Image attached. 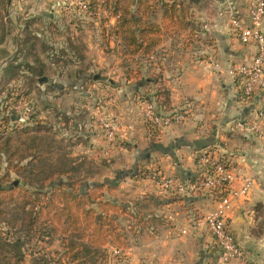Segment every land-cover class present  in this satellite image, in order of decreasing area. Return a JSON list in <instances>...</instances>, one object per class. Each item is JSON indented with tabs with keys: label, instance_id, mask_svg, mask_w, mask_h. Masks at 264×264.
<instances>
[{
	"label": "crops",
	"instance_id": "1",
	"mask_svg": "<svg viewBox=\"0 0 264 264\" xmlns=\"http://www.w3.org/2000/svg\"><path fill=\"white\" fill-rule=\"evenodd\" d=\"M246 1L204 0L201 7L193 3L188 8V19L198 29L196 37H190L187 32L175 35V30H164L160 45L147 57L148 66L143 65L135 71L136 75L149 72L147 77L156 74L157 81L126 77L124 85L111 88L112 93L106 101H95L91 107L84 105L95 118L90 116L82 122L69 119L67 132L70 135L75 132L80 155L88 159L112 158L108 162L111 161L116 171H123L126 163L133 166L141 162L145 170L155 167L185 181L197 176L195 153L206 147L216 148L231 164L232 188L239 190L250 182L247 195L232 202L228 218L235 240L246 251L249 261L264 264V127L253 133L237 130L234 126L235 122L254 116L259 97L256 93L250 100L243 101L236 80L228 72L234 64H249L255 54V47L243 44L230 23L229 15L233 12L248 24ZM2 10L0 75L5 73L8 62L21 56L17 50L27 31L39 36L55 25V14H65L59 0H8ZM46 17L47 21H53L46 24ZM111 18L108 26L101 27L103 31V27L113 30L116 19ZM146 19L162 25V10H155ZM111 40L106 39L108 45ZM94 49L96 52L97 47ZM91 59L106 74L116 68L104 66L109 60L107 55L96 53ZM16 62L13 61L15 65ZM131 74L132 71L129 75L133 77ZM159 87L169 94V110H186L187 120L182 125L167 127L154 139L141 120L139 106L143 95L156 102L153 95ZM98 88L102 93L109 87L98 85ZM114 113L122 118L128 129H123L120 139L109 146L97 119ZM136 181L130 182L138 187L120 183L112 190L116 194L111 196L109 192L108 196L118 203L144 196L164 201L158 206L148 204L155 207L156 211L151 214L157 220H148L135 231L131 230L129 217L119 219L127 235L126 244L120 249L126 264H213L216 248L203 223L204 216L214 207L211 196L203 192L166 203L158 193L153 197L154 189L148 181ZM114 249L107 246L108 259L104 264H116Z\"/></svg>",
	"mask_w": 264,
	"mask_h": 264
},
{
	"label": "rangeland",
	"instance_id": "2",
	"mask_svg": "<svg viewBox=\"0 0 264 264\" xmlns=\"http://www.w3.org/2000/svg\"><path fill=\"white\" fill-rule=\"evenodd\" d=\"M7 1L0 0V19L2 9L5 8ZM84 1L91 3V0ZM104 2L105 0H96V6L92 8L100 9L99 16H89L88 14L79 13L77 10L75 12L65 11V14H55V25L46 32L39 33V37L44 43L43 46L39 42L34 44L30 40V43L23 41L24 43L20 44L22 46L21 56H18L20 58L17 57L8 62L4 68L5 73L0 75V181L1 184L16 182L17 187H19V191L12 198L6 199L3 197L0 200L6 218L9 220L15 210L18 209V203L22 195L20 191L32 192L33 190L27 185V180L24 178L29 170L25 169L22 175L17 174L14 170L15 166L27 167V161L14 160L13 156H10L15 147L20 148L22 146L25 150L26 145L30 144V139L34 137H36V143L44 152L51 151L56 155L67 153L65 158L55 155L56 157H50L45 165L34 163L36 166L44 168L48 166L58 167L59 163L64 164L66 159L73 160L75 165L72 166L78 170V177L102 183H105L106 180H115L118 177L117 188L120 183L131 184L129 186L131 188L138 187L132 182L142 179V177H135L138 171H144L141 162L133 166L126 163V168L123 171H116L111 166V161L108 162L112 158L108 160L89 157L88 159L80 155L76 148L78 139L77 136H74L75 132H72V135L67 132L69 119L82 122L85 119H90V116L95 118L94 113L91 114L89 110L85 109L84 105L88 106L87 104H89L91 107L96 102L103 103L110 97L111 88L114 89V87L126 83V77L127 79L136 80L153 78V75L147 77L150 75L149 72L135 74V71H138L143 65L148 66V59L140 56L129 58L125 54L122 41L114 36L108 28L103 27L104 31L102 30L101 27L106 24L108 26V22L112 19L104 7ZM185 2L189 7L193 2L201 7L203 6L201 2H204V0H185ZM153 6L156 12L162 8L159 3H154ZM48 12L50 11H46L47 14ZM51 21H47L46 17V24ZM22 38L26 40L25 34ZM107 38L113 39L110 45L106 41ZM94 46L97 47L96 52ZM111 46L113 49L110 48ZM112 50L113 54L111 53ZM96 53L97 55H107L109 60L104 66L116 67L117 70L115 68L112 73L106 74L91 59V56ZM115 56L118 58L117 60L114 58ZM11 57L13 58L14 54ZM16 59L20 60L16 62ZM34 59L38 63H35ZM13 61L16 62V65ZM154 61L152 60V62ZM39 65L42 66V77H37L33 73L39 68ZM79 71L82 74L78 76L76 73ZM131 71L133 77L129 75ZM40 79H42L41 82H39ZM98 85L109 88L103 89V92L100 93ZM81 105L84 107H81ZM84 112H88V114L86 113L88 116ZM68 113L73 117H70L71 115H68ZM20 118H23V120L20 121ZM36 124L40 125V130L37 132ZM14 130H17V132H13ZM29 130H33V133H29ZM153 189L152 194L155 197L158 191L155 188ZM110 194L113 196L116 193L112 191ZM121 200L126 201L128 199L121 198ZM143 210L148 213L156 211L152 205H146ZM33 236L36 237L27 243L28 245H25V248L34 253V256L27 255L24 264H32L35 258L41 256L36 252L48 255L60 250L58 237L53 239L43 237L44 239L41 240L37 238V235ZM52 257L55 258L56 256L53 255Z\"/></svg>",
	"mask_w": 264,
	"mask_h": 264
},
{
	"label": "trees",
	"instance_id": "3",
	"mask_svg": "<svg viewBox=\"0 0 264 264\" xmlns=\"http://www.w3.org/2000/svg\"><path fill=\"white\" fill-rule=\"evenodd\" d=\"M154 3L162 6V25L146 19L155 11ZM89 6L95 8L96 0H91ZM104 7L110 16L116 19L111 32L122 41L125 54L129 58L140 56L147 59L154 54L162 41L164 30H175V35L187 32L190 37H196L198 34L197 27L188 19L190 7L185 0H105ZM25 38L22 42L44 44L40 37L31 31L25 33ZM22 42L21 45L24 43ZM21 47L17 52L20 55ZM34 62L38 63L36 59ZM41 71L42 66L39 65L33 73L42 77ZM76 74L79 76L82 73L79 71ZM147 79L154 82L158 76L155 74L153 78ZM153 97L156 98L154 102L159 109L169 110V94L163 87H159ZM142 100L152 101L147 95H143ZM39 127L40 125L36 124V132L40 130ZM148 130L155 139L157 132H152L149 127ZM29 133L32 134L33 130H29ZM30 140L25 150L22 146L15 147L10 156H13L14 160L27 161V167L15 166L14 170L21 175L25 169L29 170L24 178L33 190L20 191L22 195L20 202L18 201V209H14L15 213L10 220L6 218L0 203V264H24L27 255L34 256V253L25 248V245L36 237L33 235H37L41 240L43 237H58L60 250L48 255L36 252L41 256L35 258L32 264H104L108 259L107 246L120 250L126 244L127 235L119 224L121 217H129L133 231L148 220H157L153 214L144 213L143 209L150 203L161 205L164 200L154 201L153 198L144 196L135 201L118 203L108 196V193L116 188L118 177L112 181L106 180L105 183L92 182L87 178L78 177V170L73 167L74 161L67 159L64 164L60 162L58 167L36 166L34 163L45 165L50 157L65 158L67 153L56 155L51 151L44 152L36 143V137ZM147 173L144 169L138 171L135 177L144 179ZM18 191L16 182L1 184L0 181V200L3 197L12 198ZM182 199L185 198L165 202H177ZM149 215L152 217L148 218ZM53 255L56 257H52ZM114 258L116 264H121L123 260V264H126V257L122 252L114 255Z\"/></svg>",
	"mask_w": 264,
	"mask_h": 264
},
{
	"label": "built area",
	"instance_id": "4",
	"mask_svg": "<svg viewBox=\"0 0 264 264\" xmlns=\"http://www.w3.org/2000/svg\"><path fill=\"white\" fill-rule=\"evenodd\" d=\"M64 11L99 16L100 9H92L84 0H59ZM248 24H245L235 13H230V23L234 32L243 44L255 47V54L249 64H234L229 74L236 80L237 88L243 101L250 100L258 94V109L253 117L235 122L234 126L240 131L258 132L264 127V0L246 1ZM28 111V109H26ZM142 122L152 132L159 133L171 125H182L187 120L186 110L159 109L152 101H143L139 106ZM23 118H20L22 121ZM104 140L109 146L114 145L123 134L122 118L114 114H105L97 119ZM151 136L152 133L150 132ZM197 176L192 181H185L175 176L164 174L160 169L152 167L144 180L148 181L158 191V195L166 200L189 198L208 193L214 201V207L203 218L214 246L216 258L213 264H253L249 261L246 251L238 245L231 229L228 213L232 202L248 193L250 182L241 189L232 188L233 170L226 159L216 148L199 149L194 155ZM121 254L114 249L113 255ZM125 260L121 264H123Z\"/></svg>",
	"mask_w": 264,
	"mask_h": 264
},
{
	"label": "water",
	"instance_id": "5",
	"mask_svg": "<svg viewBox=\"0 0 264 264\" xmlns=\"http://www.w3.org/2000/svg\"><path fill=\"white\" fill-rule=\"evenodd\" d=\"M41 81H42V79L39 80V82H41Z\"/></svg>",
	"mask_w": 264,
	"mask_h": 264
}]
</instances>
